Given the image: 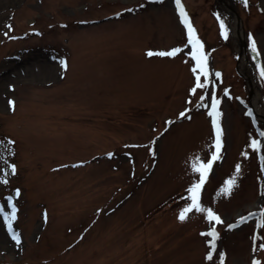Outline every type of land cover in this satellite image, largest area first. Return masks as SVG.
Returning a JSON list of instances; mask_svg holds the SVG:
<instances>
[{"label": "rangeland", "instance_id": "374dc122", "mask_svg": "<svg viewBox=\"0 0 264 264\" xmlns=\"http://www.w3.org/2000/svg\"><path fill=\"white\" fill-rule=\"evenodd\" d=\"M228 1L246 59L237 60L219 0H182L210 72L192 93L195 61L174 0H0V207L10 212L12 196L21 236L17 245L0 214V264H220L221 251L224 264H264V117L249 115L251 92L236 71L244 61L264 113V78L248 46L251 33L264 64V0ZM174 47L175 56L156 54ZM205 92L220 100L223 144L202 203L222 224L195 210L179 219L192 158L215 150L210 96L197 103ZM237 163L231 194L217 195ZM212 223L216 249L207 244Z\"/></svg>", "mask_w": 264, "mask_h": 264}, {"label": "snow or ice", "instance_id": "6c2138e0", "mask_svg": "<svg viewBox=\"0 0 264 264\" xmlns=\"http://www.w3.org/2000/svg\"><path fill=\"white\" fill-rule=\"evenodd\" d=\"M176 10L179 13V17L181 21L184 23V25L187 28V45L191 46V50L188 52V56L191 57L195 63L193 64V67L191 71L194 74L195 77V84L190 89L192 93H196L197 89L204 90L208 85V77L210 75L209 69L207 67V56L206 53L203 51V42L200 40V38L196 34L195 28L190 23L188 13L185 10V6L182 3V0H174ZM241 2L247 6L248 0H241ZM116 15H119V13H116ZM221 25V33L222 35L227 38L228 32L227 28L224 24V21L220 20ZM7 27L10 29L11 25L8 24ZM33 31H35L33 29ZM7 35V33H5ZM249 48L251 49L252 53L256 54L254 55V59L257 60L256 67L259 70V75L264 78V64H262L259 61V55L260 52L257 49L256 40L253 38L252 34L249 33ZM181 52L180 47H174L167 52L165 51H158L156 54L164 56H175L177 53ZM153 50H148V55H153ZM59 64L66 69L68 67L67 61L65 58L60 57ZM220 73L217 72L216 76H219ZM203 77V80H202ZM12 87V86H10ZM224 92H228V89H224ZM206 96H210V105H204V101L206 99ZM198 105H204L206 107V110L208 112L209 117H211V123L215 131V136L212 141L215 150L211 151L210 158L207 160L202 159L199 156H194L191 160L190 164V170L193 174L192 182L188 185V188L186 189V195L189 202L184 204V207L179 212V219L184 220L186 219V214L190 212L191 210H195L197 212L205 214V218L209 222H216V223H224L223 218L221 215L218 214L217 211L214 210L211 206H205L202 203V194L205 189L206 182L209 179V173L213 169V164L216 160L221 159V149L223 141L221 139L222 137V129L219 123V117L221 115L220 109L218 105L220 104V100L217 98V95L215 92H211L210 94L208 92H205L204 94H201L199 97V101L197 102ZM9 104L14 106V101L10 98ZM189 112L188 108H185L182 112L179 113L181 117H184L186 113ZM252 114V110L249 109V115ZM167 123L171 124L172 121L169 120ZM260 137H264V130H261L259 132ZM261 140L258 139H251L250 141V148L252 150L261 151ZM149 151L152 152L153 155L156 153L153 151L152 148H149ZM108 156H112L113 153L108 152ZM242 155L245 157L250 156V153L248 151H243ZM259 159L262 162V168H264V155H260ZM82 163V162H78ZM11 171L15 173L16 166L14 164L9 165ZM241 171V164L237 163L235 166V173L232 177H230L228 180L225 181V184L218 190L217 195L220 194H231L233 186L236 184V178L235 175L239 174ZM4 179L3 177H0V180ZM6 182V181H5ZM15 194L18 196L20 194V189H14ZM6 207L10 208L11 211H5L3 207H0V214H2L3 219L5 223L8 226V231L11 234V237L13 240L16 241L17 245L20 244L21 236L20 234L14 229L12 225V221L16 219V212H17V205L13 202L12 196L7 197ZM259 211L262 213L261 218L257 221L258 224L264 226V207H260ZM249 216L252 215V213L248 214ZM246 217L245 216H239L238 217V223L245 222ZM237 224L235 223H229L227 224V227L229 229L235 228ZM206 235L210 236L211 239L207 240V244L211 246L212 249H216L217 246V240L220 236V233L217 231V228L215 226V223H212L211 226L208 228ZM262 248H264V244L261 245ZM226 253L225 252H219V261L220 264H224ZM206 259L212 260L213 259V251L210 250L206 254ZM252 264H260V261L253 258Z\"/></svg>", "mask_w": 264, "mask_h": 264}, {"label": "bare ground", "instance_id": "6f19581e", "mask_svg": "<svg viewBox=\"0 0 264 264\" xmlns=\"http://www.w3.org/2000/svg\"><path fill=\"white\" fill-rule=\"evenodd\" d=\"M227 3H229L228 0H220L221 6L224 8L225 12L228 14V21H229V27L231 29L232 35L238 44L241 42V39H243V34L241 30V26H237L236 19L233 15L230 14L227 8ZM238 69L241 73L244 74V76L248 77L251 81V97H250V103L252 110L254 111L255 116H262L264 113H262V110L259 107V100H258V95L255 91V84L252 79V77L248 74L247 72V66L244 64V61H241L238 63Z\"/></svg>", "mask_w": 264, "mask_h": 264}, {"label": "water", "instance_id": "95a60500", "mask_svg": "<svg viewBox=\"0 0 264 264\" xmlns=\"http://www.w3.org/2000/svg\"><path fill=\"white\" fill-rule=\"evenodd\" d=\"M220 1V0H219ZM227 8H228V11L230 12L231 15H233L236 19V22H237V26H241V20H240V17L238 15V13L236 12V10L232 7V5L230 3H227ZM109 17H105V18H102L101 20H105V19H108ZM97 22V21H96ZM241 56H244V59L245 58V42H244V39H241V42L238 43V49H237V59H239ZM239 72V70H237ZM240 73V72H239ZM241 74V73H240ZM242 75V74H241ZM248 86H249V92H251V81L248 77L242 75ZM262 117H264V115H262ZM262 196V193L260 194V197ZM260 200H258L259 202Z\"/></svg>", "mask_w": 264, "mask_h": 264}]
</instances>
